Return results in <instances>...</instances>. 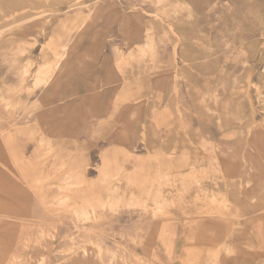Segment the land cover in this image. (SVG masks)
<instances>
[{
    "label": "rangeland",
    "instance_id": "rangeland-1",
    "mask_svg": "<svg viewBox=\"0 0 264 264\" xmlns=\"http://www.w3.org/2000/svg\"><path fill=\"white\" fill-rule=\"evenodd\" d=\"M39 260L264 264V0H0V264Z\"/></svg>",
    "mask_w": 264,
    "mask_h": 264
},
{
    "label": "bare ground",
    "instance_id": "bare-ground-1",
    "mask_svg": "<svg viewBox=\"0 0 264 264\" xmlns=\"http://www.w3.org/2000/svg\"><path fill=\"white\" fill-rule=\"evenodd\" d=\"M57 63V62H56ZM59 63V62H58ZM54 65V64H53ZM52 65V66H53ZM99 206V205H98ZM99 207H101L102 209L104 208V207H106V206H104V205H100ZM109 208H112V206L110 205V203H109V206H108ZM99 250L100 249H96L95 248V250H94V256L96 255H99ZM42 259V258H41ZM37 260V259H36ZM31 261V260H30ZM34 261H35V259H34ZM33 264H46V262L44 263L43 261H41V260H39V261H36V262H34ZM75 264H77V263H75Z\"/></svg>",
    "mask_w": 264,
    "mask_h": 264
}]
</instances>
